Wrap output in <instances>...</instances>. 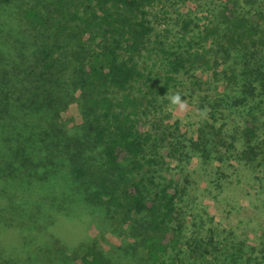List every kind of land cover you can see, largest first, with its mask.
<instances>
[{
    "label": "trees",
    "instance_id": "1",
    "mask_svg": "<svg viewBox=\"0 0 264 264\" xmlns=\"http://www.w3.org/2000/svg\"><path fill=\"white\" fill-rule=\"evenodd\" d=\"M172 1L80 0V8L70 11L63 0H58L48 20L31 9L24 13L30 26L40 27L38 31H42L36 36L40 47L31 62L14 65L9 75L4 70L0 99H10L15 89L18 95L25 92L29 89L27 79L41 84L39 92L48 111L46 136L50 140L46 144L41 140L42 145L35 150L37 167L48 171L52 168L54 173L65 167L70 202H77L93 215H102L101 221L119 219L123 236L130 239L131 235L136 240L133 253L130 244L126 250L119 251L111 246L105 249L93 240L94 244L86 246L82 254L68 259L70 264H206L209 260H212L210 264H263L264 255L251 258L253 246L245 250L224 245V249L212 241L198 242L187 258L181 239L171 226L181 191L168 173H160L159 151L174 134L161 126L168 115L154 117L151 131L146 129L143 119L146 121L158 112L156 100L165 98L174 82L172 74L178 73L186 61L194 65L203 58L197 51L187 53L186 60L176 55L169 62V75L164 77L145 74V69H139V61L153 32L151 10ZM243 1L252 10L242 6L239 0L221 2L213 14L211 27L198 38L202 43L211 39L217 49L215 53L224 59L239 51L246 79H261L263 83L264 0L261 4L255 3L256 0ZM191 23L182 21L184 34L190 31ZM194 43V38H190L187 45L193 48ZM247 84L251 86L250 82ZM73 102L78 103L84 118L76 133L67 134L53 122ZM0 112L4 113L5 108ZM32 137L31 133L27 139ZM238 140L243 148L240 161H256L264 166V120L258 122L254 117L245 122L237 137L228 138L206 124L198 129V137L189 147L204 157L214 153L213 158L223 163L226 158L221 154L236 151ZM186 146L169 142L171 150L166 152L175 156ZM25 150L21 149L19 165L10 166L9 176L18 175L23 167L26 169V163L33 162ZM48 151V155H40ZM20 212L10 216L2 210L0 231L17 230L24 248L30 244L20 234L21 230L38 248L39 244L56 239L54 232L41 222L24 228L17 215L25 217L24 210ZM101 226V234H106L107 228ZM50 248L46 245L45 250ZM20 251L23 254V249ZM130 254L136 257L134 263H130Z\"/></svg>",
    "mask_w": 264,
    "mask_h": 264
},
{
    "label": "rangeland",
    "instance_id": "2",
    "mask_svg": "<svg viewBox=\"0 0 264 264\" xmlns=\"http://www.w3.org/2000/svg\"><path fill=\"white\" fill-rule=\"evenodd\" d=\"M56 1H0V81L5 77L4 70L9 75L11 72L8 71L14 65L31 62L40 47L36 36L42 31H38L40 27L30 26L25 11L31 9L40 18L48 20ZM223 1L173 0L165 7L158 5L151 10L153 32L139 61L140 70L145 69V74L151 76L164 77L169 75V62L176 55L186 60L187 53L197 51L203 59L194 65L186 61L178 73L172 74L174 82L165 98L156 100L158 112L146 121L143 119V123L151 131L154 117L168 115L161 126L174 134L159 151L162 156L160 173H168L181 191L171 226L181 239L184 256H191L198 242L212 241L224 249V245H236L245 250L253 246L251 258L256 255L260 258L264 255V166L256 161H240L239 154L243 149L240 140L236 143V151L221 154L226 158L223 163L213 158L214 153L211 157H204L189 147L192 141H196L198 129L206 124L229 138L239 136L245 122L252 117L258 122L264 120V82L246 79L242 73L240 52L233 51L228 59H224L220 53H215L217 49L211 39L199 42L198 36L211 27L213 14ZM239 1L252 10L243 0ZM63 2L70 11L80 8V0ZM256 2L261 4L262 0ZM184 20L192 22L186 34L182 31ZM190 38L196 42L193 48L187 45ZM26 82H29V89L25 92L18 95V89H15L10 99H0V110L5 108L4 113L0 112V212L5 210L6 214L15 216V211L24 210L25 217L17 213L26 226L24 228H32L34 223L41 222L48 231L54 232L56 239L48 244L41 243L38 248V244H33L21 230L20 234L30 244L24 248L18 231L4 228L0 231L2 264L6 260L10 261L9 264H70V257L82 254L84 248L95 241L105 249L111 246L119 251L130 244L132 252L136 240L131 235L130 239L123 236L119 219L101 221L102 215H93L77 202H70L65 167L56 169L55 173L52 168L48 171V168L37 167L35 150L42 145L41 140H45V144L50 140L46 136L49 132L48 111L39 92L41 84L28 79ZM137 87L135 85V91ZM176 93L186 102L183 111L170 105L168 96ZM83 118L78 103L73 102L66 111L58 113L53 125L64 129L67 134H74ZM31 133L32 139H27ZM38 133L41 137L37 136ZM169 142L187 146L180 151L181 154L168 155L171 150ZM21 149H26V155L33 162L26 163V169L23 167L18 175L9 176L10 166L19 165V157L23 156ZM24 170L27 172L23 173ZM101 224L107 228L106 234H101ZM46 245H50L51 250L46 251ZM129 257L130 263L136 261L135 255Z\"/></svg>",
    "mask_w": 264,
    "mask_h": 264
},
{
    "label": "clouds",
    "instance_id": "3",
    "mask_svg": "<svg viewBox=\"0 0 264 264\" xmlns=\"http://www.w3.org/2000/svg\"><path fill=\"white\" fill-rule=\"evenodd\" d=\"M168 99L170 101V105L177 107L180 111H183L186 108V102L182 100L179 93L168 96Z\"/></svg>",
    "mask_w": 264,
    "mask_h": 264
}]
</instances>
